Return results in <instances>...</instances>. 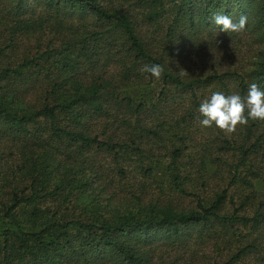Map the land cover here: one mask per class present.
I'll return each mask as SVG.
<instances>
[{"label": "trees", "instance_id": "16d2710c", "mask_svg": "<svg viewBox=\"0 0 264 264\" xmlns=\"http://www.w3.org/2000/svg\"><path fill=\"white\" fill-rule=\"evenodd\" d=\"M30 2L0 0V264H149L155 241L176 246L168 264H194L181 245L214 233L219 251L239 224L248 234H231L235 253L214 263L237 264L264 231V119L228 137L204 133L197 109L216 91L264 87V0ZM216 14L246 16L245 30L219 32ZM251 50L253 61L231 60ZM152 64L158 80L142 70ZM164 159L169 191L193 207L150 196ZM82 192L106 194L105 215L93 202L69 218Z\"/></svg>", "mask_w": 264, "mask_h": 264}, {"label": "rangeland", "instance_id": "374dc122", "mask_svg": "<svg viewBox=\"0 0 264 264\" xmlns=\"http://www.w3.org/2000/svg\"><path fill=\"white\" fill-rule=\"evenodd\" d=\"M33 1L34 0H31L30 3L32 4ZM242 38L243 40H247L244 36H242ZM247 38L249 39V37ZM251 51H248V52L242 51V54L240 56L238 54L236 55V53H233L232 51V53L235 55L231 54L230 52V54L233 56L231 60L235 62L236 64L241 61H243V65L246 64L247 62L249 63V61L254 60L253 56L255 55V53L253 54V50ZM230 54L228 53L223 54L224 56L219 55L218 59L220 58L222 61L224 60V62L226 61L230 62L229 58L227 57V55H230ZM246 67L247 66H245V68ZM205 69H207L206 66L203 67V70ZM208 131L210 130L206 129L203 132L208 133ZM225 135L230 137L231 133H225ZM167 165H168L167 159L162 160L158 166L156 164L157 169L155 171V174L151 175V177L154 179L152 181L151 180L147 181V184L149 183L148 192L150 193V196L156 197L157 195H159L161 191H163L162 193L164 196L163 199H166L167 201L168 200L171 201L176 208L178 207L180 209L182 208L187 209V208L193 207L195 203L192 201L190 197L180 196L178 194H175L174 192L169 191V188L167 187L168 186L167 181L169 182V179L167 180L168 177L165 175V168L167 167ZM128 178H130V175H128ZM138 181L143 182L144 180L136 179L135 182H138ZM254 184H255V191L257 192L258 200L262 201L264 205V182L263 180H255ZM221 185L223 186V184ZM232 189H236V188L233 187ZM96 193L97 192L95 193L82 192L79 194L74 193L73 197L70 198L71 205L73 204L74 207L71 208L70 210H67L65 206L63 210L67 211V215H69L68 216L69 218H72V217L74 218L83 217L84 218L86 216V214H83L84 209L86 207H88L89 209L93 207V202H100V205L103 206L102 209L104 211L102 213L103 215H105V211H107V206H105V202H103V199L106 194H103L101 198H98V197H95ZM259 201H257V204L259 203ZM235 202L237 204L238 201L235 200ZM47 205L49 206V212L52 213L54 211L53 210L54 204L49 202ZM18 212L19 213L17 216V221L19 225L24 227V229H29V226H27L26 224L27 217L29 216L27 211L23 212L22 210H19ZM249 217H252L251 211L249 212ZM237 225L238 226H235L233 230L227 231L228 233L227 236H223V235L221 236L222 243H219L217 246L219 248V251H215V248H212V245L215 239L214 233H213L207 236L208 242L206 244L195 243L197 245H194L193 244L194 241L191 240L192 243H190L189 245H181L180 246L181 252L185 254L186 257H190L191 261H194V264H214L215 262L226 261L227 259H230V257H232L236 251L235 246L238 244V242L236 241L237 237L239 235L248 234L247 228L246 229L242 228L239 224ZM234 232H236V236H235L236 239L230 236ZM253 237H256V234H254ZM253 246L255 245H252L251 247ZM251 247L249 251L247 252V254L243 255V257L240 260H238L237 264H264V231H262L258 239L257 246H255L258 249L256 251H253ZM175 248L176 246L174 248H167V246H165L163 242L161 243H159V241L153 242L152 247H151V252L149 253V257H151V261H149V264H159V263L168 264L172 262L171 260L175 259V255L177 253V250ZM219 253H221L220 256H218ZM114 258L115 257H113V255L107 254L106 261H99V263L97 264H121L119 263V261H113L115 260Z\"/></svg>", "mask_w": 264, "mask_h": 264}, {"label": "clouds", "instance_id": "9594fccd", "mask_svg": "<svg viewBox=\"0 0 264 264\" xmlns=\"http://www.w3.org/2000/svg\"><path fill=\"white\" fill-rule=\"evenodd\" d=\"M213 24L223 33H239L245 30L247 17L241 16L238 21L225 14L213 16ZM155 79H160L163 68L159 64L145 65L142 69ZM200 114L201 127L215 126L226 133L234 131L235 126L247 123L249 118L264 119V87L257 80L248 83L246 94H225L213 92L202 100L197 109Z\"/></svg>", "mask_w": 264, "mask_h": 264}]
</instances>
